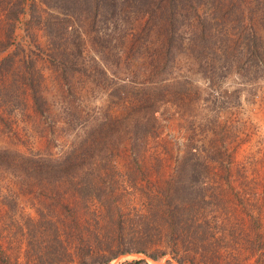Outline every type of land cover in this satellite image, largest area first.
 Returning <instances> with one entry per match:
<instances>
[{"label":"trees","instance_id":"obj_1","mask_svg":"<svg viewBox=\"0 0 264 264\" xmlns=\"http://www.w3.org/2000/svg\"><path fill=\"white\" fill-rule=\"evenodd\" d=\"M167 1L0 0V108L8 112L20 109L23 91L28 88L33 109L44 115L39 95L43 75L38 33L60 38L70 31L73 17L90 23L85 34L91 44L99 46L90 56L91 77L104 94L95 118L89 124L88 119L75 133L61 155L0 149V207L4 208L0 264H110L129 254H143L153 261L168 255L175 262L169 264L217 263L218 255L209 261L205 257L213 233L210 224L216 217H208L207 209L204 212L208 200L201 174L208 167L196 148L184 152L176 162L177 176L160 186L136 162L131 169L141 175L143 185L127 186L125 176L134 179L133 170L121 173L114 163L123 144L135 154L137 139L153 133L162 105L190 109L204 93L185 75L171 69L169 48L153 77L137 81L116 75L117 48L128 36L139 40L152 31L148 23L137 30L132 20L146 15L147 21L161 18L169 13ZM237 14L241 23L235 29L200 30L199 45L203 47L221 34L230 43L242 44L233 53L235 57H264V35L245 25L253 14L242 8ZM117 21L121 22L112 23ZM174 32L165 29L167 45ZM78 37L84 43L86 36ZM206 64L212 67L211 61L205 60L204 69ZM256 70L257 75L261 73ZM6 76L11 77L8 87L1 84ZM134 191L140 207L131 199ZM15 192L37 201L40 207L31 203L35 217L20 212ZM160 240L165 247L156 246ZM121 264L148 263L134 259ZM255 264L263 263L256 259Z\"/></svg>","mask_w":264,"mask_h":264},{"label":"rangeland","instance_id":"obj_2","mask_svg":"<svg viewBox=\"0 0 264 264\" xmlns=\"http://www.w3.org/2000/svg\"><path fill=\"white\" fill-rule=\"evenodd\" d=\"M244 2L169 0V13L161 18L147 21L146 15L132 20L137 30L148 23L152 31L139 40L128 36L117 48L116 56L117 77L143 81L159 70L167 58L165 50L169 48L171 56L167 60L171 69L204 89L190 109L162 105L153 133L137 139L135 154L123 144L114 163L123 173L136 162L140 170L160 186L171 176H177L176 162L184 152L196 148L208 167L201 174L208 200L204 212L207 209L208 217L212 214L216 217L210 224L213 233L210 251L205 257L209 261L218 255L216 264H255L256 259L264 264V57L250 60L235 57L233 53L242 44L230 43L221 34L209 39L203 47L199 45L200 30L238 27L241 22L237 13L241 8L253 14L245 25L264 35V0ZM69 25L70 31L60 38L38 33L43 75L39 95L45 112L40 115L33 109L28 88L23 91L20 109L8 112L1 107L0 149L58 156L67 150L75 133L88 119L89 124L95 118L96 106L101 104L104 94L91 77L90 56L99 46L87 39L88 20L73 17ZM2 27L0 24V39L3 38ZM167 27L176 31L169 45L164 34ZM80 35L86 36L82 38L84 43H80ZM205 60L211 61L212 67L206 64L208 68L204 69ZM256 69L261 73L257 75ZM10 81L11 77L6 76L1 84L8 87ZM131 170L134 179L125 176V184L143 185L141 175ZM133 193V204L140 207L139 196ZM15 199L23 215L35 217L31 203L38 205L36 200L17 192ZM3 209L0 207L1 218ZM156 246L165 247L161 240ZM23 249L22 243L21 252ZM134 259H145L148 264L175 263L168 255L153 261L143 254H129L110 264Z\"/></svg>","mask_w":264,"mask_h":264}]
</instances>
